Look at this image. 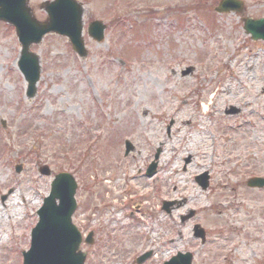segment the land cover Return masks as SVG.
<instances>
[{
	"label": "rangeland",
	"instance_id": "374dc122",
	"mask_svg": "<svg viewBox=\"0 0 264 264\" xmlns=\"http://www.w3.org/2000/svg\"><path fill=\"white\" fill-rule=\"evenodd\" d=\"M44 1L28 0L40 21ZM75 1L87 58L64 37H44L31 48L41 59L31 100L14 29L0 23V264L23 263L60 172L77 183L75 226L97 240L81 246L92 251L86 264H135L144 250L154 255L143 264L177 252L193 253L192 264H264V189L245 185L264 177V42L242 28L245 18L264 17V0H241V13L222 15L213 11L220 0ZM92 20L106 25L103 43L86 35ZM125 139L136 150L126 159ZM157 149L158 171L146 178ZM203 171L206 192L193 180ZM162 201L185 204L167 215ZM188 210L195 217L181 223ZM192 223L209 237L204 248Z\"/></svg>",
	"mask_w": 264,
	"mask_h": 264
},
{
	"label": "water",
	"instance_id": "95a60500",
	"mask_svg": "<svg viewBox=\"0 0 264 264\" xmlns=\"http://www.w3.org/2000/svg\"><path fill=\"white\" fill-rule=\"evenodd\" d=\"M47 13L46 21L40 23L33 19L26 0H0V20L13 24L21 46L20 58L17 66L27 82V95L32 97L35 93V84L39 78L38 58L29 52L31 44H37L42 36L49 32H55L66 36L74 49L82 57L85 52L82 48L81 15L79 4L71 0H55L52 3H44L41 6ZM241 2L235 0H223L216 9L217 12L230 10L241 11ZM89 26V34L96 40H101L104 27L97 22ZM244 29L252 34L253 39L264 38V20H247ZM41 173L48 175L47 168H42ZM199 186L206 189L208 186L207 175L197 177ZM52 191L48 199L44 201L43 208L39 211L40 221L32 232V247L25 255L24 264H82L83 255L76 253L79 244V235L70 225V215L74 210L72 194L75 185L66 175L56 176L52 183ZM248 186H264L262 179H251ZM59 204H55V200ZM165 209L166 206H164ZM192 215V213L190 214ZM47 225H45V224ZM195 236L203 237V230L196 227ZM46 247L42 248L41 246ZM80 254V253H79ZM189 254H178L170 262L165 264H190Z\"/></svg>",
	"mask_w": 264,
	"mask_h": 264
},
{
	"label": "flooded vegetation",
	"instance_id": "af4514ba",
	"mask_svg": "<svg viewBox=\"0 0 264 264\" xmlns=\"http://www.w3.org/2000/svg\"><path fill=\"white\" fill-rule=\"evenodd\" d=\"M189 157V161L187 162V164L190 162V158H191V156H188ZM185 158V157H184ZM184 158L182 159V163H183V160H184ZM185 168H186V165H184V164H182V166H181V169L180 170H182V171H184L185 170ZM185 204V203H184ZM183 205V204H182ZM181 204H178V206H175V208H174V210H176V209H178V208H180L181 206H182ZM173 210V211H174ZM172 212V211H171ZM171 212L170 213H168V215H170L171 214ZM188 212V211H187ZM180 222L181 223H184V222H188V221H192L193 219H188V220H182V214H181V216H180ZM192 225H194L193 223H192ZM207 235V234H206ZM220 235H222V233H220V232H218V234H217V236H220ZM209 237H208V235H207V237H206V242H207V239H208ZM216 239V238H215ZM94 241H95V244H93V247L96 245V242H97V240H96V238L94 239ZM206 242H205V244L202 246V248L203 247H205L206 246ZM150 255H151V252H150ZM210 255L211 254H209V256H208V254H207V258H210ZM213 257H216V258H218V254H213Z\"/></svg>",
	"mask_w": 264,
	"mask_h": 264
},
{
	"label": "bare ground",
	"instance_id": "6f19581e",
	"mask_svg": "<svg viewBox=\"0 0 264 264\" xmlns=\"http://www.w3.org/2000/svg\"><path fill=\"white\" fill-rule=\"evenodd\" d=\"M26 202L24 201V204H25ZM15 205V204H14ZM1 218V217H0Z\"/></svg>",
	"mask_w": 264,
	"mask_h": 264
}]
</instances>
